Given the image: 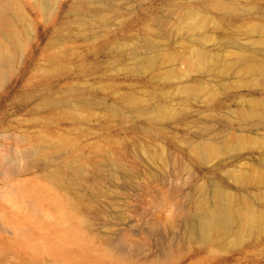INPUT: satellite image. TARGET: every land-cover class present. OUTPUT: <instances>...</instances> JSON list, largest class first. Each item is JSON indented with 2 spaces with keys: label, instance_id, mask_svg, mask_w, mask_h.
Instances as JSON below:
<instances>
[{
  "label": "rangeland",
  "instance_id": "rangeland-1",
  "mask_svg": "<svg viewBox=\"0 0 264 264\" xmlns=\"http://www.w3.org/2000/svg\"><path fill=\"white\" fill-rule=\"evenodd\" d=\"M59 1L65 6L72 0ZM107 1L103 5L100 1H93L94 5L91 3L94 9L107 6L106 9L103 7L106 13L102 14L105 16L103 22L94 16L95 20L93 17L90 20L89 32L77 27V38L68 46L76 58L68 64L56 66H51L45 59L44 56L50 51H44L41 41L44 38L42 27H52L54 19L46 23L39 12H28L31 29L29 43L11 68L12 73H9L7 80L0 83V153L5 157V165L0 163V264H264V232L251 243L245 241L247 244H242L240 248L205 249L199 243H184L175 255L164 256V242L175 237L179 230L178 225L173 227L167 222L176 216L175 220L178 219L180 223L183 218V212L189 206L186 190L190 181L195 180L199 173L214 176L213 166L226 158V164L220 165L219 171H216L221 176L217 178L223 179L224 184L230 183L231 191H235L231 181L224 179L226 170L250 161L257 163V159L264 155V145L256 140L264 141V125L254 126L246 121L239 123L242 120L232 112L247 99L256 96L264 98V78L260 76L257 79L259 75H251L250 72H247L249 76L246 72L238 74L241 64H238L235 56H231L234 55L232 52L236 54L239 51L238 47L231 43L221 45L220 39H217L222 33L229 41L238 42V46L249 49L245 52L260 49L258 59L264 58V44L255 42L256 35L250 39L237 31V28L243 29L254 22L256 25L264 24V0H223L229 6L237 5L233 8H236V14L240 13L239 16L243 14L242 19L225 22L223 31L209 27L212 33L215 31L213 36L216 35V38L212 36L214 40L199 38L196 45L191 42L192 47L205 46L211 48L210 52L213 50L214 54L220 53L223 61L226 60L223 74L215 73V70L212 72V69L201 72L193 64L190 65L192 54L187 51L191 48L190 44L186 45L188 40L183 44L186 40L181 38L183 30L174 27L180 13L178 9L175 10L179 0H109L110 8ZM172 6L174 8L171 10ZM214 14L217 17L216 11ZM145 32H148L154 44L159 45L161 54L173 55L171 61L163 60L158 63V68L147 71L134 61L131 53L125 57L124 63L111 62L109 51L113 50L111 44L117 33L124 39L127 37L129 46L135 41L138 53H152L153 50L136 42ZM184 46H188L187 49ZM111 53L112 58L114 52ZM171 70H177L180 77H169L167 81L160 78L156 80L157 84L153 83L156 77H162ZM182 82L202 83L210 90H217L216 98L213 101V98L199 95L187 100L185 94L178 91ZM66 85L80 92L84 104L91 102L90 109L56 108L50 105L40 108L37 105L41 103L40 92L59 89V93L66 90ZM154 91L161 96L154 97ZM125 93L137 94L142 98L140 107L148 108L161 101L169 103V111L171 114L174 112V117L161 123V126L158 123L150 125L147 114L126 111L130 106L120 99ZM101 102L110 105L105 108L99 105ZM245 132L252 137L247 138V147L239 149L241 158L237 162L228 158L231 153L218 154L204 166L192 162L187 145L190 140L203 139L207 135L220 138L226 134ZM19 135L28 138L30 143L39 141L50 144L54 138L62 140L65 146L60 154L49 156V164L61 156L69 165L77 166L80 169L75 175L80 181L77 189L68 191L50 185L43 172L48 163L43 159H39L42 162L37 160L25 174L13 173L7 177L2 171L4 166L18 168L27 161L25 145H18L16 141ZM68 143L70 148H67ZM51 149L47 147V150ZM71 151L77 155L70 158ZM188 161L197 172L195 174L190 170L193 172V175L190 172L192 180L188 173V169L192 168L183 169L189 164ZM184 162H187L186 165ZM93 166L100 170V179L89 183L86 179L92 180ZM23 181H28L30 187L35 182L40 195H56L62 205L49 206L43 200L41 207L34 209L31 198L21 197L17 192V184ZM170 205H174V209L171 218H166L165 212ZM164 221H167V225Z\"/></svg>",
  "mask_w": 264,
  "mask_h": 264
},
{
  "label": "bare ground",
  "instance_id": "bare-ground-1",
  "mask_svg": "<svg viewBox=\"0 0 264 264\" xmlns=\"http://www.w3.org/2000/svg\"><path fill=\"white\" fill-rule=\"evenodd\" d=\"M93 1H96V2L100 1L102 4V3H105L107 0L106 1L105 0H72V1H68L67 3L63 2L64 4L65 3L67 4L65 6H62L63 4H60L59 0H0V83H4L7 80L9 73H12L11 68L14 66V63L16 62V60H18L22 56L27 46V43H29L28 41L30 39L29 36H30V30H31L30 22H29L30 18L28 16L29 11H34L35 13L39 12L40 14H42L44 21L46 23L50 22L52 18L54 19V21L52 22V27H49V28L46 26L42 27L41 32L44 38L41 41L43 43L42 47L44 51H50L44 56L45 59L51 64V66H56L58 64L62 65V63L68 64L73 59L76 58V56L74 55V52L70 50L68 46L72 40L77 38L76 37L77 34L75 32V29L77 27H80L81 30H83V32L85 30L89 32L88 27L90 26V20H92V17L95 20L94 16H97L101 20V22H103L105 16L103 17L102 14H104L103 11L105 7L103 6L104 8L101 7V9H94L92 8L94 6H91V3H93ZM102 1H105V2H102ZM173 1L171 2L173 3ZM180 1L181 0H179V3L174 2L177 5L176 6L174 4L176 6L175 10L178 9L180 13L178 11L179 15L177 17L178 19L176 18L178 20L176 22V26L174 23L173 24L175 28L177 27L183 30L182 35L179 34L181 35V38H184L183 40L186 39L183 44L185 45L186 44L185 42H187V40L188 42L186 45H188V43L190 44L189 47L191 48L187 49L188 46L187 47L184 46L187 49V51L188 52L190 51V53L192 54L190 56V59L192 62L190 63V65L193 64L195 67L199 69V71L201 70V72L212 69V72H214L215 70V73L219 72L223 74L225 72V65H224L225 62L224 61L226 60L224 59L223 61V57L221 56L220 53L216 54L217 53L216 52L214 54L212 53L213 50L210 52L211 48L207 49L208 47L199 46V45L192 47L191 44L192 43L195 45L199 44L198 43L199 38L200 39L201 38L211 39L215 31L214 33H212V31L209 30V27H212L216 30L221 29V31H223L222 28L224 29L223 26L225 22L227 23V22H231L234 20L242 19L243 14L239 16L238 14L240 13H237V14L235 13L236 8L234 10L233 7H236L237 6L236 4H235L236 6L231 5L232 6L231 7L228 4H226L223 0H185V1L183 0L184 2H180ZM107 2L109 4L110 1L108 0ZM167 3L169 2L167 1ZM172 3L170 4L172 5ZM252 3H254V1ZM109 5L108 7L110 8L111 4ZM250 5L252 6L253 4H250ZM172 8L174 7L172 6L171 10ZM243 8H242V11H243ZM247 9L250 10L249 7ZM215 11L217 13V17H214ZM212 12H214L213 13L214 16L211 14ZM219 13L220 15H218ZM262 14L263 12L261 13V15ZM104 15H106V13ZM254 23H251V25L249 24L250 26L246 25L243 29L239 27L237 28V31L241 32L243 35L244 34L247 35L248 37H250V39H252L251 36L254 37V34H255L257 39L255 38L256 41L255 40L254 41L257 43L264 44V24L256 25L255 23V25H252ZM150 31L151 30H149V32ZM209 31H211L210 34H209ZM114 35H115V38H114L115 40L113 39L114 40L113 43L111 40V43H112L111 45L114 46L112 47L113 50L109 49L110 50L109 56H110L111 62L114 64L124 63L125 57L131 53L133 54L134 61L137 64H139L142 69H146L145 71H147V70H154L155 68H158L159 62L163 60H166V62H168V61H171V59L173 58V55L171 57L170 54H169L170 56H166L162 53L164 55L163 56L161 54L160 50L158 49L159 45L157 46L156 44L152 42V39L150 38V35L148 34V32L143 33V36L137 39L136 42L138 43L141 42L143 46L145 45L146 47H148L150 51L153 50V52L150 54L138 53V49L136 48L135 41L133 45L129 46L128 44L129 40L126 39L127 37L124 39V37L122 38V36H119L118 33ZM179 35L177 36L179 37ZM213 37L216 38V35ZM217 39L218 40L220 39L221 45L231 43L232 45H235L236 48L238 47L239 51L236 54L235 52H232L234 55H231L232 57L235 56L234 58H236L239 65L241 64L239 67L238 74L240 73L244 74V72H246L245 74L249 76L247 72H250L251 75L252 74H255L257 76L259 75L257 79H259L260 76L264 78V58L258 59L259 58L258 53L260 49L258 51L253 50V51L245 52L244 50H247L248 48L245 49V47L243 46H238L236 44L238 42L235 43L234 41L233 42L229 41L225 37V35L222 36V33H220ZM215 41L213 43H215ZM199 42H202V41H199ZM203 42L206 43V41H203ZM108 45L109 44H107V46ZM111 51H113L115 55V56L113 55L112 58H111V55H112ZM187 57L189 59V56ZM227 64L228 63H226V66ZM173 76L180 77L177 70L166 71V73H164L162 77L160 76L156 77L153 83H156V80L160 78H164V81H167L169 77H173ZM252 77H254V75ZM153 87H155V85H153ZM212 90H210L207 86L203 85L202 83L192 84L190 82L189 83L182 82V84L179 85L178 91L184 93L185 94L184 97L186 96L187 100L189 97H192L193 99H195V97L197 98L200 95V97H206L209 99L213 98L211 100L214 101V98H216L214 97L215 91L217 90L215 91L214 90L212 91ZM58 91L59 89L40 92V98H41L40 102L41 103L39 102L38 103L41 105L37 103L36 104L40 108L43 107V105L45 106L50 105L56 108L67 106V107H70V109L71 108L76 109L77 107H81L82 109L84 108L90 109L91 102L87 101L88 104H84L82 98L79 96L80 92L77 89H74L70 87L69 85H66V90L59 92V93ZM156 93L154 91L153 93L154 97L161 96V95L158 96L157 95L158 93L157 94ZM203 95H206V96H203ZM169 96H171V94ZM120 99L128 103V105L130 106V107H127L128 109L126 110L127 112H129V110H132V111H136V113H138L139 115L147 114V118L149 119L147 123L148 124L150 123V125L151 123H156V124L158 123L160 125L161 123L165 121L167 122L170 121V117L172 116L174 117V114H173L174 112L172 111V114H171L170 113L171 111H169V108H170L168 105L169 103H165L161 101V102H157V104L149 105V107L147 108L146 106L140 107L142 98L138 97L137 94L134 95V94L125 93L122 96H120ZM183 99H182L183 102L184 100L186 101V98L184 100ZM99 105L107 108V106L109 107L110 104L108 105V103L101 102V104ZM108 109L110 110V108ZM232 112L235 116H237L238 118L242 120V121L239 120V123L246 121L249 123L250 122L253 123L254 126L255 124L264 125V98L260 96L259 97L256 96L255 98L253 97L252 99H247L244 103H241L240 105H238ZM234 115H231V116H234ZM210 117H212V115ZM237 117L235 118L238 120ZM220 118H219V121H221ZM249 123H247L246 125H248ZM253 124H250V125H253ZM240 127H241V124H240ZM205 131L207 130L205 129ZM247 134L246 132L241 133L239 135L226 134L222 137L219 136L220 138H213V137L210 138V136L208 137L207 135V137L206 138L203 137V139L195 138L190 141L187 140L189 141L187 145L190 150L188 151L190 152V155H191V156L190 155L188 156L192 158L193 163L198 162L197 164H201L204 166L213 157L215 156L218 157V154L220 156V154L231 153L232 155L230 154L228 158H233L237 162L241 158V155H240L241 152L239 149H242L244 146L247 147L246 140H248L247 138L251 136ZM51 138H54V137H51ZM256 140H258L257 141L258 144L264 145V141L261 142L260 139H256ZM16 141L18 145L20 144H22L21 146L25 145L26 149H24L25 150L24 152H27L28 157L26 158L27 161L25 160L26 163L24 162L25 163L24 166H20L19 164H17L19 165L18 168L12 167L13 165L4 166L2 171L6 173L7 177L11 176L13 173L25 174L32 167H34L35 163L38 162L37 160L43 159L45 160V163H48V167L52 165L51 168H48L46 165H45L46 168H43L45 177L49 181L50 185H53L57 188L59 187V188L67 189L68 191H74L80 185L79 179L75 176V175H78V171L80 170L77 166L75 167V165L74 166H72L71 164L69 165L68 161L63 159L61 156L56 157L53 160V162L49 164V156H52L53 154H60L61 149L65 146V143L62 140L54 138V140L50 144H47L45 142H39V141L37 142L35 141L36 143L35 142L30 143V141H28V138H26L23 135H19L16 137ZM257 146L259 147V145ZM47 147H52V149L47 150ZM67 148H70L69 143L67 145ZM74 155H77V153L75 154L73 151H71L70 158H72ZM10 156L13 157L14 155H10ZM4 158H5L4 155L0 153V163H3ZM108 159L110 158L108 157ZM12 161H13V164H15L14 163L15 159ZM190 161H188L189 164H187V166H185L187 162L186 163L184 162L185 165L182 164L186 167L185 168L183 166L184 167L183 169L192 168V166L190 165L191 164ZM227 161L228 160L225 158V159H220L217 163H215V165L212 168L214 176H212L211 174L210 176H205L199 173L201 175L198 174L195 177V180L193 179V181H190L188 191L186 190L189 206L188 204H186V206L188 207L184 210L183 212L184 215H183V218L180 219V223L178 222V219L177 221L175 220L176 216L175 217L172 216L174 217V219L168 220L169 222L164 221L165 223L167 222L173 227L175 225L179 226L177 235L173 237L172 239L164 242V245H165L164 246V256L170 257V256L175 255L184 246L183 245L184 243H199V244H202L205 247V249H207L208 247L219 248L221 250L240 248L242 244H247L246 242L248 243L253 242L255 238L259 236L260 233L264 232V155L260 157V160L257 159V161L259 162L255 160L257 163L250 161L251 163L249 162L243 165H237L235 167L228 168V170H226L224 174V179H229L231 181L233 187H235V191L234 190L231 191L230 183L228 184L226 182L227 184H224V182L222 181L223 179L220 180L217 178V177L221 178V176L217 175L216 171L218 172L219 166L224 163L226 164ZM40 162H42V160ZM111 162H114V161H111ZM4 163L3 165H5ZM188 170H189L188 173H190L191 172L190 170H193V168L188 169ZM93 171L94 173L91 175L92 180L86 179V181L89 183H91L90 181L97 182L100 179L99 178L100 170L98 171V168L93 166ZM191 173L193 175V172ZM191 173L189 175L191 176V180H192L193 176L191 175ZM29 184L30 183L28 181L20 182L17 184L16 189H17L18 194L21 197L31 198L34 209L41 207V202L43 200L46 201L49 204V206L50 205L59 206L60 204L62 205V202L60 201V199L56 198V195L54 197L40 195L41 193H39L38 188L35 185V182H33V185H34L33 187H30ZM192 207L193 209H191ZM66 220H67V217H66ZM153 227L154 226H152V228Z\"/></svg>",
  "mask_w": 264,
  "mask_h": 264
},
{
  "label": "clouds",
  "instance_id": "clouds-1",
  "mask_svg": "<svg viewBox=\"0 0 264 264\" xmlns=\"http://www.w3.org/2000/svg\"><path fill=\"white\" fill-rule=\"evenodd\" d=\"M174 209V205H170L169 209L165 212L166 218H171L172 210Z\"/></svg>",
  "mask_w": 264,
  "mask_h": 264
}]
</instances>
